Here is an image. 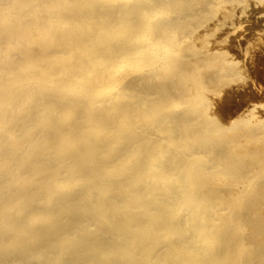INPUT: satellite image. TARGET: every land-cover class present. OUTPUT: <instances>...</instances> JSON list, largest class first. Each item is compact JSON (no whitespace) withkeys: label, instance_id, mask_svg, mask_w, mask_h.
<instances>
[{"label":"bare ground","instance_id":"1","mask_svg":"<svg viewBox=\"0 0 264 264\" xmlns=\"http://www.w3.org/2000/svg\"><path fill=\"white\" fill-rule=\"evenodd\" d=\"M263 44L264 0H0V264H264V114H211Z\"/></svg>","mask_w":264,"mask_h":264},{"label":"rangeland","instance_id":"2","mask_svg":"<svg viewBox=\"0 0 264 264\" xmlns=\"http://www.w3.org/2000/svg\"><path fill=\"white\" fill-rule=\"evenodd\" d=\"M230 47L223 46L221 48L226 51L227 55L236 57L238 62L237 65L240 68L241 73L235 81L233 80L230 83L219 87L222 92L218 97L213 96L215 100L213 99L214 109L211 111V114H215L222 118V116H220V112L217 109V105L219 104L220 106H223L226 102V98H229L239 109H246V105H257L255 116H263L264 79L261 75V72L264 70V44L262 46L259 45L255 52L251 50L252 52L250 53H244L242 50L239 52L238 50L234 49L233 46ZM205 49L206 47L201 48L200 51L202 52ZM250 94H254L255 98L249 101L248 97Z\"/></svg>","mask_w":264,"mask_h":264}]
</instances>
